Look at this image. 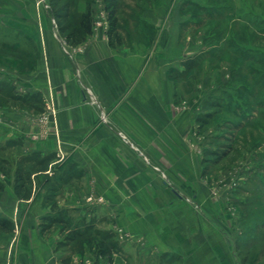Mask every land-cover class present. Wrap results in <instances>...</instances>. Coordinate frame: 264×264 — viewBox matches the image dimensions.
<instances>
[{"label": "crops", "instance_id": "0c3cea01", "mask_svg": "<svg viewBox=\"0 0 264 264\" xmlns=\"http://www.w3.org/2000/svg\"><path fill=\"white\" fill-rule=\"evenodd\" d=\"M46 3L0 0V79L13 87L0 264H85L95 231L110 264H264V248L240 244L260 211L251 165L219 157L204 118L219 89L188 82L205 31L181 0H118L111 36L76 6L86 24L59 27Z\"/></svg>", "mask_w": 264, "mask_h": 264}, {"label": "rangeland", "instance_id": "374dc122", "mask_svg": "<svg viewBox=\"0 0 264 264\" xmlns=\"http://www.w3.org/2000/svg\"><path fill=\"white\" fill-rule=\"evenodd\" d=\"M46 2L51 8V18L62 28L78 23L86 16L72 14V6L84 8L90 16L98 6L95 0ZM181 2L189 15V24L205 31V47L197 55L200 62L197 65L198 74H191L188 82L191 85L200 84L206 88L219 89L217 93L209 89L205 97L209 108L204 118L213 119L217 131L212 143L216 152L220 153L219 157L224 152L235 151L234 158L243 157L251 165L245 182L252 197L247 201L260 204V211L258 214L254 211L256 215L251 224L250 221L248 223L251 231L240 244L244 246L251 242L256 248V255L264 248V0ZM91 20L94 25L93 17ZM193 65L194 61L191 63ZM12 97V81L0 79V120L5 110L3 107L10 103ZM2 148L5 149L4 145ZM249 183L252 185L249 186ZM251 212L247 209L246 213ZM94 233L98 237V241H95V256L90 262L85 260L84 263L110 264L111 256L106 259L97 257L103 233Z\"/></svg>", "mask_w": 264, "mask_h": 264}, {"label": "trees", "instance_id": "16d2710c", "mask_svg": "<svg viewBox=\"0 0 264 264\" xmlns=\"http://www.w3.org/2000/svg\"><path fill=\"white\" fill-rule=\"evenodd\" d=\"M118 7H119L118 0H105V9L108 13V20H109V30H108L109 36H111L117 29V25H118L117 8ZM87 17H89L91 20L93 17V14H91V16L89 14V16H87ZM87 17L84 16V18L82 19V21H81L82 25L86 24ZM91 22H92V20H91ZM72 33H77L79 38H80V36H81V38H84L86 35V33H84V31H83V33L81 31H73ZM69 38H70V36H69ZM96 233L99 234V232H96ZM106 256L109 257L110 255L107 253L106 250L99 247V250L97 252V257L100 259L101 257L105 258Z\"/></svg>", "mask_w": 264, "mask_h": 264}, {"label": "built area", "instance_id": "2783aa9c", "mask_svg": "<svg viewBox=\"0 0 264 264\" xmlns=\"http://www.w3.org/2000/svg\"><path fill=\"white\" fill-rule=\"evenodd\" d=\"M93 23L96 28H104L109 30V20H108V13L105 9V2L104 0L98 1V6L96 10L93 12ZM64 52L71 56V51L68 50L66 47L63 46ZM81 50V49H80ZM92 199V198H90Z\"/></svg>", "mask_w": 264, "mask_h": 264}]
</instances>
